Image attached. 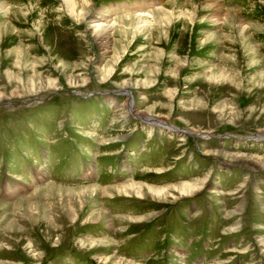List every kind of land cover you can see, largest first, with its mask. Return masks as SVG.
<instances>
[{
	"label": "rangeland",
	"instance_id": "1",
	"mask_svg": "<svg viewBox=\"0 0 264 264\" xmlns=\"http://www.w3.org/2000/svg\"><path fill=\"white\" fill-rule=\"evenodd\" d=\"M86 1L76 0L84 8L77 22L62 0H0V264H264V170L207 154L264 161V0H220L251 27L253 50L236 37L203 43L208 32L232 35L207 21L203 0ZM126 5L134 10L101 26L103 48L92 32L96 13ZM139 7L148 17L133 25L127 16ZM156 8L196 19L178 14L164 29L150 17ZM98 96L111 111L99 108ZM48 147L61 157L54 172L63 178L46 174ZM96 156L98 175L66 174L70 159L94 171ZM120 159L129 166L117 172ZM34 167L45 177L35 180ZM194 180L191 189L178 186ZM128 181L144 188L128 196L112 191ZM45 186L66 190L37 194ZM84 187L108 191L78 200ZM193 203L199 210L189 217L184 210ZM187 216L189 229L209 225L192 228L208 250L189 260L176 253L178 242L154 234Z\"/></svg>",
	"mask_w": 264,
	"mask_h": 264
},
{
	"label": "bare ground",
	"instance_id": "2",
	"mask_svg": "<svg viewBox=\"0 0 264 264\" xmlns=\"http://www.w3.org/2000/svg\"><path fill=\"white\" fill-rule=\"evenodd\" d=\"M62 1H63V5H65V9L69 12L70 15H72L75 18V21L78 22L79 21L78 18L81 14H83L84 8L81 5L78 6L76 0H62ZM84 1L87 3L86 0H84ZM140 4H142V3H140ZM173 5H175V4H173ZM130 8L132 9V7H130L129 5H126L123 8L122 7H113L110 10L105 11L103 13L102 12L96 13V16L94 18H96L95 21L97 23L93 24L91 27L95 28V30L92 31L94 34H96L97 32L99 33V34H97L96 38L99 41V44L103 48L106 46V43L108 42V37L104 36L106 34L107 30L105 29V27L101 28V26L107 25L110 27L111 21L108 19V18H110V16L112 17L113 14H117L120 11H122L123 9H125V12H126V10L128 11ZM134 8H135V6H134ZM143 8H145V7H143ZM132 10H134V9H132ZM202 10L204 12H207L208 15L207 16L205 15V16H206L207 21H209V23H211L212 25L223 24V28L225 30H228L230 33H232V35H230V34L228 35L227 33L222 34L220 31L208 32L204 37L203 43L208 42V43H214V44L219 43L220 44V40L223 38L229 39L231 37H236L242 46L245 47L246 45H248L249 49L253 50V48L251 46L252 44H250V41H249L250 35H248V33H247L248 30L250 33L251 27L247 28L246 26H242L243 24H241V23L238 24L237 14L235 12H232V11H229V10H226L225 8H223L220 0H203V9ZM159 11L160 10L156 8L153 10V12L150 11L151 16L149 14L148 15L153 19L152 22H155V24L158 23V25L163 26L164 29L170 27L175 19L177 20V19H180L181 17H182L181 20L187 18L191 22H193L194 19H196V13L194 14L190 11L185 12V13H182V11L175 13V12H173L174 11L173 10L170 12L168 11L167 15H166V13L163 14ZM0 12L1 13L5 12L3 5H1V4H0ZM137 13H138V15H137ZM137 13L135 14V16H127L128 17L127 19H129L130 23H132L133 25H137L141 21L145 22L146 17H148L146 15V12H144L143 9L140 7H139ZM178 14L180 15V18L178 16ZM119 19L123 20L122 18H119ZM98 22H101V24ZM234 23H237V25H235ZM127 24H128L127 26L130 25L129 23H127ZM4 28L7 30L8 26H5ZM105 53H107V52H103L104 55H105ZM224 58H226V55L224 56ZM180 67L181 66H179V69H180ZM208 78H216V76L213 72H210ZM144 120L146 121V120H148V118L144 119ZM152 123H153V121H152ZM157 125H161V124L158 123ZM207 154L212 155V156H220V157H223L224 159H227V160H230L233 162L252 164V165L258 166L262 170H264V161L261 158H258L257 156H251V155H245V154H239V153L224 154V153H221L219 151H211L209 153L207 152ZM195 184H197V181L194 180L192 183L180 184L178 186H180L181 189L184 190V189H191L192 186ZM45 187L46 188H44V189L37 190V194L47 193V197H49L51 194H56V195L61 196L62 194H64V190H66V189H62V188H58V187H54V186H45ZM143 188H144L143 185L137 184L135 182H129L126 185L124 184V186L116 188L112 191H116L119 194H127V196H128L129 191L133 192L135 195H137L140 193V191ZM82 190H83L82 192H79L76 194V197L78 198V200H82L85 197L88 198L89 196H92L93 194H99L100 192H102L103 194L106 195L107 191H108L107 188H106L107 191L106 190L100 191V189L97 187H84V188H82ZM155 190L158 191V193H160L163 189L161 188L159 190H157V189H155ZM70 191H75V190H70ZM87 194H89V195L86 196ZM36 208L38 209V206H36ZM72 211L74 212L75 209H72L71 212ZM97 213L99 215V218H103L106 215L105 211H103V210H97ZM31 216H32V214H31ZM104 263L131 264L128 261H124L121 259L120 260L119 259L114 260L113 258L105 259Z\"/></svg>",
	"mask_w": 264,
	"mask_h": 264
}]
</instances>
